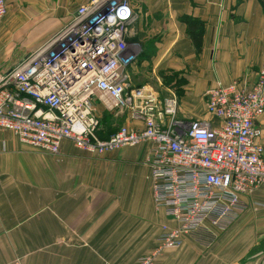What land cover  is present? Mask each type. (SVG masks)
Listing matches in <instances>:
<instances>
[{"label":"crops","instance_id":"1","mask_svg":"<svg viewBox=\"0 0 264 264\" xmlns=\"http://www.w3.org/2000/svg\"><path fill=\"white\" fill-rule=\"evenodd\" d=\"M84 1L6 0L0 75L32 50L20 47L41 45L45 33L61 27ZM131 2L137 12L132 39L141 50L129 67V86L160 94L179 87L178 116L209 118L208 88L232 81L251 86L257 78L264 62V0ZM183 15L204 22L199 52ZM166 71L184 80L169 88L161 80ZM96 108L102 135L121 123L139 124L124 112ZM257 124L264 142V112ZM148 148L142 142L95 154L65 139L54 154L0 129V264L17 257L22 264H135L157 244L162 224L176 225L154 204ZM242 198L246 208L210 243L187 235L154 264H264V183Z\"/></svg>","mask_w":264,"mask_h":264},{"label":"built area","instance_id":"2","mask_svg":"<svg viewBox=\"0 0 264 264\" xmlns=\"http://www.w3.org/2000/svg\"><path fill=\"white\" fill-rule=\"evenodd\" d=\"M6 10L0 0V22ZM136 15L131 0L78 4L68 21L0 75V129L54 154L65 139L95 154L148 142L154 204L176 221L161 225L157 244L135 263L154 264L187 235L210 243L246 208L242 197L264 183L257 124L264 62L251 86L232 81L206 90L209 118L180 117L174 91L129 86V67L141 50L132 39ZM97 104L139 124L121 123L102 135Z\"/></svg>","mask_w":264,"mask_h":264},{"label":"trees","instance_id":"3","mask_svg":"<svg viewBox=\"0 0 264 264\" xmlns=\"http://www.w3.org/2000/svg\"><path fill=\"white\" fill-rule=\"evenodd\" d=\"M182 19L186 23V34L191 39L196 52H199L202 46L204 22L190 15H183Z\"/></svg>","mask_w":264,"mask_h":264},{"label":"rangeland","instance_id":"4","mask_svg":"<svg viewBox=\"0 0 264 264\" xmlns=\"http://www.w3.org/2000/svg\"><path fill=\"white\" fill-rule=\"evenodd\" d=\"M56 30H54V31H47L46 33H45V37L43 36V39L44 38H46L48 35L50 36V35H52L54 32H55ZM48 36V37H49ZM47 37V38H48ZM46 38V39H47ZM42 39V40H43ZM45 39V40H46ZM43 42V41H42ZM39 45H36V46H32V47H20V49H33V48H36V47H38ZM163 77L165 78H163V79H161L162 81H163V83L165 82L166 83V85L170 88L171 86H174L175 84L177 85V84H179L182 80H184V78L183 77H179L178 75H177V73H170V72H168V71H166L165 72V75H163ZM155 78V77H154ZM155 80V79H154ZM156 81V80H155ZM153 85H158L157 83H153V82H151ZM178 88L179 87H177L176 89H174L173 87H171V90L172 91H174L175 92V90H178ZM176 93V92H175ZM177 94V96H178V93H176ZM205 99H206V97H205ZM179 106V105H178ZM117 113H121L120 111H118ZM179 114V113H178ZM120 118V117H119ZM112 121H113V123L114 124H111L110 123V126H109V130H112L113 129V127L115 126V124L118 122V117H117V115L116 116H114L113 117V119H111ZM103 124H104V126L106 127V128H108L107 127V124H105L104 122H103ZM102 129H103V125H102ZM102 131V130H101ZM104 133H107L106 131L104 132Z\"/></svg>","mask_w":264,"mask_h":264}]
</instances>
